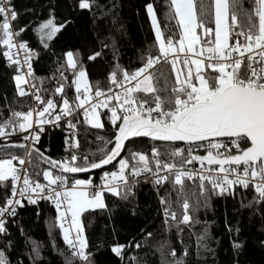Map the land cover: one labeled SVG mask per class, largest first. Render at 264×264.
<instances>
[{
  "label": "snow or ice",
  "instance_id": "1",
  "mask_svg": "<svg viewBox=\"0 0 264 264\" xmlns=\"http://www.w3.org/2000/svg\"><path fill=\"white\" fill-rule=\"evenodd\" d=\"M68 8L70 12L89 15L93 39L82 49L63 52L62 58L55 61L56 69L50 78L55 86L49 96L43 97L32 63L39 58V52L22 38L30 25L20 27L12 0H0V57L14 73L11 81L15 88L12 101L5 96L0 109V147L23 151V155L9 153L0 157V237L4 239L0 264H11L6 252L12 246L7 227L10 218L17 216V209L23 208L25 202L37 205L39 200L48 201L55 209L51 226L62 233L67 248L66 254L60 250L64 264H96L95 257L103 245H95V251L89 247L85 221L90 224L88 216L98 211L112 212L105 202V192L134 205L137 178L141 176L156 186L165 231L176 226L179 235V224L193 222L189 212L199 206V200L190 205L184 191L185 178L198 179L204 207L212 196L239 198V208L234 212L246 209L264 221V0H249L248 8L243 7V0H211L209 4L204 0H169L170 18L175 23L167 35L161 30L153 4L147 3L154 42L142 52L140 66L131 71L118 61L113 35L119 21L115 0H69ZM240 12L244 14L243 21L238 19ZM107 24L111 27L105 28ZM72 25L68 17L57 20L53 6L48 9L47 18L38 21L32 31L38 35L40 47L50 51L52 42ZM109 48L113 53L109 86L102 89L96 81L93 87L85 62L97 61ZM156 65L169 66L173 78L170 88L163 72L159 77L155 75ZM39 79L43 84L44 78ZM162 81L164 86L158 88L156 85ZM66 86L74 87L71 98ZM16 97H31L37 107L18 110L13 107ZM101 108L106 111L100 113ZM81 114L92 128H105L101 115L111 126L108 138L97 136L104 145L98 149V157L78 155L75 151L79 142L73 120L79 123ZM61 120L70 130L65 145L73 151L57 160L36 145L45 125L60 127ZM14 136L19 142L12 140ZM137 137L166 142L170 151L162 152L154 145L150 159L128 147V155L121 157L126 142ZM200 149L206 154H195ZM117 157H121L118 170L103 171L100 183H95L91 175H77L103 169ZM40 162L48 167L38 169ZM194 162L199 163L198 170L186 168ZM40 176L46 183L41 182ZM166 183L172 184L173 189L160 195V187ZM245 193H250L251 198ZM180 201L183 211L178 220L172 207ZM131 214L136 215L135 206ZM225 227L235 234L232 248L239 251L243 247L238 239L240 228L227 222ZM111 232L107 247L118 264H143L142 258L132 253L148 246L153 232L141 228L140 239L134 236L124 243L115 238V227ZM206 235L205 228V233L197 238V255L201 247L212 251L207 243H201ZM260 245L264 247V239ZM165 247L168 259H163ZM156 251L161 254V264H184L188 255L185 248L177 257L176 249L167 240L157 241ZM31 253L29 259L35 264L40 259L39 245H34Z\"/></svg>",
  "mask_w": 264,
  "mask_h": 264
},
{
  "label": "trees",
  "instance_id": "2",
  "mask_svg": "<svg viewBox=\"0 0 264 264\" xmlns=\"http://www.w3.org/2000/svg\"><path fill=\"white\" fill-rule=\"evenodd\" d=\"M16 10L19 13V26L25 24L30 25L22 33V38L26 40L29 46L39 52V58L33 63L35 76L38 78L35 82L38 87L42 88L41 95L47 97L50 95L52 88L55 86L50 79L56 69L55 61L62 58V53L68 50L82 49L86 42H90L92 30L90 27V17L87 13L70 12L68 8L69 0H12ZM232 3V0H229ZM117 5L116 15L119 18L117 29L113 35L116 37V47L118 49L119 64L128 70H133L141 64V54L154 42V32L151 27V20L147 15L145 5L152 3L160 23L161 30L167 35L168 29L175 23L170 18L171 14L168 9L169 0H115ZM199 3V0H197ZM205 4L211 3V0H204ZM55 7L57 20L65 17L72 19L73 25L71 29L58 37L52 42L51 50H43L39 45L38 35L32 31L36 27L38 21H42L48 16V9ZM243 7H249V0H243ZM26 9H32L28 12ZM243 12L238 13V19L243 21ZM167 25V27H166ZM105 28H110L107 24ZM107 35V31L104 32ZM99 48V45H96ZM2 50V46H0ZM55 52V56L52 55ZM88 72V81L94 87L96 81L100 82L102 89L109 86L107 79L108 74L113 70V53L112 50L105 49L102 58H98L94 62H85ZM163 72L167 78V87H171L173 78L169 73V66L156 68L155 75L159 77ZM13 71L6 64L3 57H0V109L3 108L5 96L9 101L15 96L14 84L11 81ZM71 77V73H67ZM39 78L43 79L41 84ZM158 88L163 87V81L156 85ZM48 89V92L43 91ZM69 98L74 95V87L65 89ZM18 110H27L32 107L30 97H16L15 104ZM105 111H102L103 113ZM7 115V112L4 113ZM102 121L105 123L104 129L92 128L90 124L83 121V117L79 118L78 142L79 148L77 154H86L91 158L93 155L99 156L98 149L104 147L101 141L97 140V136L108 138L111 126L107 123L106 117L101 115ZM64 130L48 129L41 134L39 143L36 145L45 155L51 156L53 159H61L64 150ZM12 140L18 141L17 137ZM157 146L162 152L170 151V145L161 143L160 141H151L147 137H137L128 142L122 157L128 155V147L133 150L145 153L151 159V148ZM47 150V151H45ZM9 153L23 155L22 150L6 149L0 147V157H5ZM206 153H201L203 155ZM35 162V160H34ZM115 166V167H114ZM104 171H117L118 162ZM48 167L47 164L40 162L38 169L42 170ZM31 168L29 174L31 175ZM103 172V171H102ZM102 172L91 175L95 183H100ZM86 176H81V178ZM33 179L37 177L33 176ZM131 179V177H129ZM42 183V176L39 177ZM139 183L136 187V197L133 204L118 201L109 193L105 192L104 199L112 209L111 213L96 212L88 216L91 221L86 224V235L88 237L89 247L95 251V245L102 244L103 248L95 257L96 264H118V259L108 251V242L112 239V227L116 228L115 238L124 243L127 240L136 237L140 239L138 233L141 228L153 232V239L148 241V246L133 252L142 258L143 264H161L162 257L160 252L156 251L157 241L167 240L173 248L176 249L177 257L186 248L188 255L184 257V264H264V247L260 245V240L264 239V221L259 216H251L248 210L244 209L234 212L239 208V198L233 200L231 197L222 198L212 196L208 201V206L204 207L203 197L199 196L198 180H184V191L188 195L190 205H195L199 200L198 207H192L190 214L193 222L189 225L179 224L181 229L177 234V227L173 226L170 230L165 231L161 218V206L158 202L156 186L150 182H145L144 176L137 178ZM171 179V178H170ZM179 187V186H176ZM172 184H164L160 187V195H164L165 191H171ZM250 199L251 194L245 193ZM175 199V195H173ZM182 201L174 203L172 210L176 212L178 220L182 215ZM135 206L136 215H132V208ZM88 215V214H85ZM111 215V219H109ZM55 209L49 202H39L37 205H29L25 202L23 208L17 209V216L10 218L7 225L11 234L10 239L12 246L6 250L11 264H33L29 256L32 255L31 249L34 245H39L40 259L35 264H64V257L60 254V250L67 253L66 245L62 239V233L59 229L52 228ZM14 220V222H13ZM229 226L240 228L238 239L243 247L239 251L232 248V240L236 238L235 234H230L225 227V223ZM207 235L201 243H207L211 252L206 251L203 247L197 255V238L205 233ZM23 229V232L20 231ZM181 240L183 243H181ZM4 246V239L0 237V247ZM165 253L163 259L167 257V247L162 250Z\"/></svg>",
  "mask_w": 264,
  "mask_h": 264
},
{
  "label": "built area",
  "instance_id": "3",
  "mask_svg": "<svg viewBox=\"0 0 264 264\" xmlns=\"http://www.w3.org/2000/svg\"><path fill=\"white\" fill-rule=\"evenodd\" d=\"M23 55V53H21V56ZM36 60V58H34V60H33V62L32 63H34V61ZM160 65H156V68H158ZM22 87H25V88H28L29 86L28 85H23ZM31 98V97H30ZM31 101H32V107L33 108H35V107H37V104H36V102L33 100V99H31ZM98 111H106V109H103V108H101V109H98ZM80 117H83V115L81 114V116ZM79 117V118H80ZM60 127H53V126H50V125H45V130H48V129H60V128H62L63 130H64V150H63V154H62V156H61V158L62 157H66V156H68L70 153H71V151H73V149L72 148H70V147H68V146H66L65 145V137L67 136V135H69V132H70V130L69 129H67L66 128V126H65V122H64V120H61L60 122ZM73 123H76V129H75V133H76V136H75V139L77 140V138H78V129H79V123H77V121L76 120H73ZM70 139H71V137H69ZM66 148H67V150H66ZM76 152H77V149L75 150ZM204 152V150L203 149H200L199 151H197L195 154H201V153H203ZM205 153V152H204ZM15 163V162H14ZM186 168H188L189 170H193V171H196V170H198L199 168H200V165H199V163L198 162H194L193 164H191V165H186ZM184 180H188V179H184ZM194 180H198V179H194ZM192 181V180H191ZM39 202H48V201H45V200H39L38 201V203Z\"/></svg>",
  "mask_w": 264,
  "mask_h": 264
},
{
  "label": "water",
  "instance_id": "4",
  "mask_svg": "<svg viewBox=\"0 0 264 264\" xmlns=\"http://www.w3.org/2000/svg\"><path fill=\"white\" fill-rule=\"evenodd\" d=\"M133 139H134V138H132V140H133ZM161 143L167 144L166 142H161ZM127 144H128V142H126V145H127ZM124 151H125V150H124ZM124 151L121 152V157L123 156ZM121 157H117V159L114 160V161L112 162V164H109V165L104 166L103 169H95V170H92L91 173H81V174H77V175L81 177V176H88V175L96 174V173H98V172H102V171H104V170H106V169H108V168L114 166V165L119 161V159H120Z\"/></svg>",
  "mask_w": 264,
  "mask_h": 264
},
{
  "label": "rangeland",
  "instance_id": "5",
  "mask_svg": "<svg viewBox=\"0 0 264 264\" xmlns=\"http://www.w3.org/2000/svg\"><path fill=\"white\" fill-rule=\"evenodd\" d=\"M100 113H101V111H99ZM101 120H102V117H101ZM103 122V121H102ZM189 214H190V212H189ZM191 215V214H190Z\"/></svg>",
  "mask_w": 264,
  "mask_h": 264
}]
</instances>
